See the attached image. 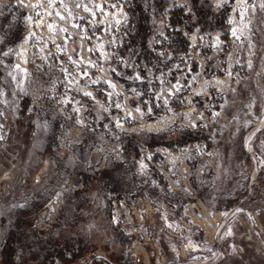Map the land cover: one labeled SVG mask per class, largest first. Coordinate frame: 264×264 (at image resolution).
<instances>
[{
	"label": "rangeland",
	"instance_id": "rangeland-1",
	"mask_svg": "<svg viewBox=\"0 0 264 264\" xmlns=\"http://www.w3.org/2000/svg\"><path fill=\"white\" fill-rule=\"evenodd\" d=\"M0 264H264V0H0Z\"/></svg>",
	"mask_w": 264,
	"mask_h": 264
},
{
	"label": "trees",
	"instance_id": "trees-1",
	"mask_svg": "<svg viewBox=\"0 0 264 264\" xmlns=\"http://www.w3.org/2000/svg\"><path fill=\"white\" fill-rule=\"evenodd\" d=\"M178 35H180V33H178ZM186 43H187V41H186Z\"/></svg>",
	"mask_w": 264,
	"mask_h": 264
}]
</instances>
